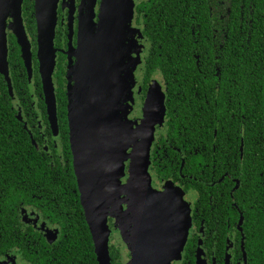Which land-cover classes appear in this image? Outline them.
<instances>
[{
	"label": "flooded vegetation",
	"instance_id": "obj_1",
	"mask_svg": "<svg viewBox=\"0 0 264 264\" xmlns=\"http://www.w3.org/2000/svg\"><path fill=\"white\" fill-rule=\"evenodd\" d=\"M93 1L98 23L102 0L58 3L55 116L40 72L36 0H22L30 67L7 32L11 84L0 72V264H100L93 237L76 229L81 210L88 226L78 183L63 187L70 164L74 172L70 96L76 78L86 80L91 72L81 59L80 31L86 4ZM229 1L134 0V31L120 49L122 64L118 60L110 72L113 111L129 122L128 130L140 129L150 95L157 99L155 113L164 104L151 147V182L159 194L181 201L190 216L186 241L171 264H264V115L248 123L246 107L234 99L241 95L232 90L239 87V63L255 53L245 43L230 42L237 29L229 26ZM248 18L243 12L241 24L249 26L241 27V40L250 36ZM11 37L20 52L17 61L10 60ZM120 220L109 218L112 264H134V224ZM66 225L76 226L77 236L66 235ZM171 232L169 227L165 233ZM157 233L145 236L144 264H160Z\"/></svg>",
	"mask_w": 264,
	"mask_h": 264
},
{
	"label": "water",
	"instance_id": "obj_2",
	"mask_svg": "<svg viewBox=\"0 0 264 264\" xmlns=\"http://www.w3.org/2000/svg\"><path fill=\"white\" fill-rule=\"evenodd\" d=\"M58 3L59 0H36L34 13L40 72L52 116L57 109L52 75ZM88 3L86 17L81 20L80 41L85 53L81 59L91 72L86 80L76 78V91L70 96L69 120L74 173L98 260L100 264H112L109 218L121 216L122 224L127 221L134 224V264L145 263L141 251L150 230L158 231L154 239L161 254L160 264H171L186 241L190 216L181 201L159 194L151 182V147L155 126L164 117V104H161L162 112L155 113L157 99L154 94L149 96L139 130L131 126L128 130L129 122L125 123L121 117L117 119L113 111L114 81L110 72L117 67L118 60L120 65L124 60L120 49L134 31L135 3L134 0H102L98 23L95 22L96 1ZM22 4V0H0V72L9 82L8 30L17 38L26 65L30 67L32 62ZM10 17L11 23L8 22ZM125 204L129 205L126 212ZM169 227L173 233H165Z\"/></svg>",
	"mask_w": 264,
	"mask_h": 264
},
{
	"label": "trees",
	"instance_id": "obj_3",
	"mask_svg": "<svg viewBox=\"0 0 264 264\" xmlns=\"http://www.w3.org/2000/svg\"><path fill=\"white\" fill-rule=\"evenodd\" d=\"M231 8L232 15L229 18L230 21V28L231 29H237L236 32L233 33V35L237 36L235 40L230 41L231 43H245V45L248 47V53H255V55L245 58L244 63H239L237 76L238 79V86L236 89H232L235 93L241 90L240 97H234L235 101L240 102V106H245L246 110L243 112V115L245 112L248 114L246 115V118L249 120L248 123H259L258 118H261L264 111V0H230L226 4V9ZM246 13V15H249L250 21H252L250 29V36L246 37L245 40H241L239 35H241V27H243V30H246V26L241 24L240 18L242 13ZM28 20H31L28 18ZM29 28L35 31V25L29 23ZM12 39V37H11ZM12 46H11V56L10 60L16 61L20 59V52L17 48V44L15 39L13 38L11 40ZM254 61V62H253ZM253 71V73H252ZM252 77L256 78L253 79ZM254 81V82H253ZM255 83V86L253 85ZM255 89V96L253 97V91ZM65 104V102H64ZM4 106V105H1ZM254 110V111H253ZM250 113L256 114L255 116H252ZM241 119L243 117L241 116ZM242 123V120L241 122ZM68 147V146H67ZM70 171L68 175H64L63 181H64V188H77V179L75 176V173L73 172L72 166L70 164ZM51 171V170H50ZM65 172V170H63ZM49 180H52V177H49ZM58 180V179H54ZM76 198V196H74ZM71 203H75V201H71ZM82 210L80 211V216L78 215L75 217L76 220H80V225L77 226H69L66 225L65 234L69 235L71 237L77 236L74 229L76 228L79 230L81 236L86 235L87 237H91V231L89 228V225L87 226L86 223L84 224L82 221L83 217L81 216ZM71 244L75 243V240L71 239Z\"/></svg>",
	"mask_w": 264,
	"mask_h": 264
}]
</instances>
